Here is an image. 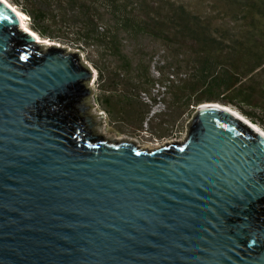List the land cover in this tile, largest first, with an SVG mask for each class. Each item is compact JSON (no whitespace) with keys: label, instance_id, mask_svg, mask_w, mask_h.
Listing matches in <instances>:
<instances>
[{"label":"water","instance_id":"95a60500","mask_svg":"<svg viewBox=\"0 0 264 264\" xmlns=\"http://www.w3.org/2000/svg\"><path fill=\"white\" fill-rule=\"evenodd\" d=\"M36 33L0 0V264H264L255 122L206 101L180 141L109 140L84 104L94 70Z\"/></svg>","mask_w":264,"mask_h":264},{"label":"trees","instance_id":"16d2710c","mask_svg":"<svg viewBox=\"0 0 264 264\" xmlns=\"http://www.w3.org/2000/svg\"><path fill=\"white\" fill-rule=\"evenodd\" d=\"M16 2L38 34L86 52L108 89L122 92L129 113L138 94L155 100L160 87L178 116L206 101L237 104L255 123L254 109L264 111V0ZM104 99L114 111L111 96ZM74 102L61 98L55 105L82 124Z\"/></svg>","mask_w":264,"mask_h":264},{"label":"rangeland","instance_id":"374dc122","mask_svg":"<svg viewBox=\"0 0 264 264\" xmlns=\"http://www.w3.org/2000/svg\"><path fill=\"white\" fill-rule=\"evenodd\" d=\"M8 2L24 12L22 4L16 2V0H8ZM24 13L27 16V25L32 29L31 18L26 12ZM51 40L68 48L70 51H78L76 47H72L66 43L50 38L49 41ZM78 52L84 65L91 67L95 72L94 78L89 83L90 94L84 99V104L89 106L86 111L93 116V127L96 134L102 135L109 140L131 139L141 146L150 148L153 145H162L170 141H180L184 138L186 123L192 118L195 109L180 116L175 112H169L166 101L170 100V94L163 92L164 88H159V86L155 85L156 88H159L155 100L148 96L141 95L140 93L138 94V97L141 101H137L132 105L136 110L134 109V112L129 113L126 108V100L125 106H122L124 103L119 101L122 92L119 89L117 91L108 89L106 85L107 80L99 77L97 68L88 58L86 52ZM158 58L159 56L156 54L154 62ZM153 74L157 75V72L154 71ZM262 78L264 79V74H262ZM156 88L153 89V92L157 93L158 90ZM135 95H137V93ZM108 96H111V100L115 103L116 109L114 111H112L104 101V98ZM220 103L230 105L245 117L247 116L244 114V108L237 104L225 102ZM121 106L124 109L123 111H120L122 108ZM243 106L248 110L252 109L248 104ZM259 109H254V111L259 113V115L256 116L257 119H259L257 124L264 130V111ZM118 110L120 111L119 113ZM100 113L103 114L100 115Z\"/></svg>","mask_w":264,"mask_h":264},{"label":"bare ground","instance_id":"6f19581e","mask_svg":"<svg viewBox=\"0 0 264 264\" xmlns=\"http://www.w3.org/2000/svg\"><path fill=\"white\" fill-rule=\"evenodd\" d=\"M4 1H5L9 6H11V7L14 9V11L17 13V15H18V17H19V19H20V24H21V26H23L24 28H27V29H29V30L32 31V29H31L30 27H28V25H27V22H26L27 16H26V14H25L24 12H22L21 10H19L18 8H16L15 6H13L12 4H10V3L8 2V0H4ZM36 34H37V33H36ZM94 75H95V72H94ZM222 104H223V103H222ZM223 105H225V107H226L227 109L231 110V112H232L233 114H235L236 116H238V117H240V118H242V119H246V120L249 121V119H248L247 117H245L242 113H240L239 111H237L236 109H234V108L231 107L230 105H226V104H223ZM253 126H254V128H255L256 130L261 131V132L264 133V130H263L258 124L253 123ZM160 145H161V144H159V145H153V146H151V148H155V147H158V146H160Z\"/></svg>","mask_w":264,"mask_h":264}]
</instances>
